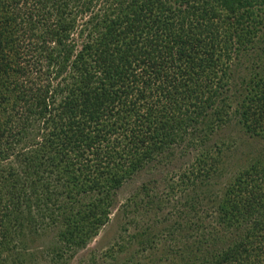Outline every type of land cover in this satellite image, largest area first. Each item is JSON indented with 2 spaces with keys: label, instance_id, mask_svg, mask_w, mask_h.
Instances as JSON below:
<instances>
[{
  "label": "trees",
  "instance_id": "trees-1",
  "mask_svg": "<svg viewBox=\"0 0 264 264\" xmlns=\"http://www.w3.org/2000/svg\"><path fill=\"white\" fill-rule=\"evenodd\" d=\"M94 1L0 0V264H30L25 230L55 229V261L84 248L123 184L172 152L195 155L170 191L210 186L232 122L264 141V58L243 63L264 44V0H113L101 17ZM238 69L250 80L231 90ZM151 192L136 197L155 206ZM202 211L213 228L200 218L149 264H264V153Z\"/></svg>",
  "mask_w": 264,
  "mask_h": 264
},
{
  "label": "rangeland",
  "instance_id": "rangeland-1",
  "mask_svg": "<svg viewBox=\"0 0 264 264\" xmlns=\"http://www.w3.org/2000/svg\"><path fill=\"white\" fill-rule=\"evenodd\" d=\"M112 2L113 0L94 1L90 15L103 16ZM88 17L89 14L79 17L78 24L87 20ZM79 29L80 25L72 34V40L78 49L82 41L78 37ZM263 48L264 44H261L256 53L251 52L249 57H244L243 63L248 67L256 64L260 66L261 59L264 58V54H261ZM238 70L239 73L232 78L231 90L237 88L244 77L250 80L247 71ZM214 139L217 145L221 144L223 164L221 172L209 180L210 186L199 188L190 195L181 191H170V181H176L177 174L186 166L191 165L195 155L192 150L172 152L168 158L161 159L123 184L116 192V204L109 222L84 248L75 253L65 252L61 260L55 261L51 256L55 229L38 228L34 233L25 230L23 237L18 238V244L23 246L20 253L28 252L26 258L30 264H125L131 262V257L134 255L133 260L142 261V264H149L152 260L157 262L160 260L159 263L164 262L169 254L167 250L171 249L173 244L185 242V238L189 235L193 237V240L197 239L203 232L197 229L200 218L206 220L203 222V227L207 231L213 228L212 224L210 228L209 223L214 221V216L205 214L206 212L202 211L203 206L212 205L219 193L221 194L225 186L231 182L233 176L248 167L254 157L264 153V141L248 138L238 128L236 122H232ZM145 184L151 188L154 196L152 202L154 204L157 202L155 206H146L151 202L148 198L143 199L141 195L139 198L136 197L140 193L141 186ZM129 199L134 201L125 207ZM186 202L191 205H187ZM190 227H192L191 231ZM131 236L137 239L130 243ZM145 240H150L156 245H152V249L140 254L139 248L146 246H141L139 242ZM117 244L123 247L120 245L122 248L119 249Z\"/></svg>",
  "mask_w": 264,
  "mask_h": 264
}]
</instances>
